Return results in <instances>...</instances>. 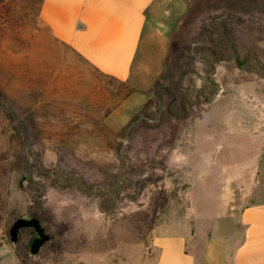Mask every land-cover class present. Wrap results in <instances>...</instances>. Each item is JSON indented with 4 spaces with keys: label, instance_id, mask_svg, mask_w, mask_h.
Segmentation results:
<instances>
[{
    "label": "rangeland",
    "instance_id": "obj_1",
    "mask_svg": "<svg viewBox=\"0 0 264 264\" xmlns=\"http://www.w3.org/2000/svg\"><path fill=\"white\" fill-rule=\"evenodd\" d=\"M41 1L0 0V264H148L158 229L239 203L231 178L264 199V0H159L124 82L56 42ZM34 216L37 255L10 236Z\"/></svg>",
    "mask_w": 264,
    "mask_h": 264
},
{
    "label": "crops",
    "instance_id": "obj_2",
    "mask_svg": "<svg viewBox=\"0 0 264 264\" xmlns=\"http://www.w3.org/2000/svg\"><path fill=\"white\" fill-rule=\"evenodd\" d=\"M158 1L42 0L40 20L56 42L102 75L137 81L147 65L141 50ZM260 192L247 190L239 175L231 178L230 195L239 194V203L208 202L194 210L189 229H158L152 238L157 255L148 264H264V199L252 198Z\"/></svg>",
    "mask_w": 264,
    "mask_h": 264
},
{
    "label": "water",
    "instance_id": "obj_3",
    "mask_svg": "<svg viewBox=\"0 0 264 264\" xmlns=\"http://www.w3.org/2000/svg\"><path fill=\"white\" fill-rule=\"evenodd\" d=\"M22 185L23 184L21 182V186ZM27 228L34 229L37 235V237L33 240L31 244V253L33 255H37L40 253V251L46 245V243L51 241L52 236L49 233H47L45 227L43 226L41 220L38 217L36 216L31 218L20 217L14 222V224L10 229V236L12 242L17 243L19 241L20 232L23 229H27Z\"/></svg>",
    "mask_w": 264,
    "mask_h": 264
},
{
    "label": "trees",
    "instance_id": "obj_4",
    "mask_svg": "<svg viewBox=\"0 0 264 264\" xmlns=\"http://www.w3.org/2000/svg\"><path fill=\"white\" fill-rule=\"evenodd\" d=\"M209 22H213L212 19H210ZM210 25V24H209ZM223 33H225V30L223 31ZM209 34H211V32H209ZM159 83H157V85L155 86V89L153 90V93H154V96L157 100H160L161 98V94H160V91L158 90V87H159ZM34 231V230H33ZM35 233V232H34Z\"/></svg>",
    "mask_w": 264,
    "mask_h": 264
},
{
    "label": "flooded vegetation",
    "instance_id": "obj_5",
    "mask_svg": "<svg viewBox=\"0 0 264 264\" xmlns=\"http://www.w3.org/2000/svg\"><path fill=\"white\" fill-rule=\"evenodd\" d=\"M32 230H34V229H32ZM34 232H35V231H34ZM36 237H37V235H36V233H35V236H34L33 240H34ZM33 240H32V242H33ZM32 242H31V244H32Z\"/></svg>",
    "mask_w": 264,
    "mask_h": 264
}]
</instances>
